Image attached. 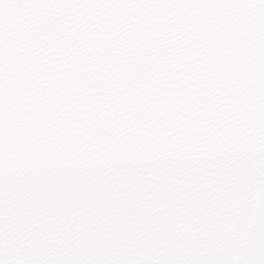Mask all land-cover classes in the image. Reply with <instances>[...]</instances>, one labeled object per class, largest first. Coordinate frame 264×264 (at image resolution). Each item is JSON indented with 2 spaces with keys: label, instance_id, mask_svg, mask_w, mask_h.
I'll list each match as a JSON object with an SVG mask.
<instances>
[{
  "label": "snow or ice",
  "instance_id": "6c2138e0",
  "mask_svg": "<svg viewBox=\"0 0 264 264\" xmlns=\"http://www.w3.org/2000/svg\"><path fill=\"white\" fill-rule=\"evenodd\" d=\"M0 264H264V0H0Z\"/></svg>",
  "mask_w": 264,
  "mask_h": 264
}]
</instances>
